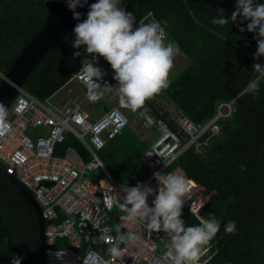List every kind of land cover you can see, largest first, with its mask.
Here are the masks:
<instances>
[{
    "label": "trees",
    "instance_id": "trees-1",
    "mask_svg": "<svg viewBox=\"0 0 264 264\" xmlns=\"http://www.w3.org/2000/svg\"><path fill=\"white\" fill-rule=\"evenodd\" d=\"M120 7L132 12L136 21L152 12L165 27L168 40L177 43L189 60L162 91L178 111L203 124L213 117L219 103L230 101L233 95L242 101L235 102V111L220 122L219 134L210 137L203 153L190 145L161 173L179 171L193 181L181 217L186 226L198 224L197 216L220 221L208 252L213 257L210 264H264V81L257 96L240 95L254 76L253 64H264V57L256 61V53L250 56L234 75L240 60L258 47L255 33L240 30L250 21L241 17L231 23L232 10L207 0H122ZM62 9L50 0H0V72H7L23 46ZM220 15L229 18L227 25L212 23ZM73 30L45 54L23 84L41 100L53 96L82 67L83 57H74ZM228 79L232 92L226 86ZM154 112L176 129L165 112ZM208 135L205 132L200 140ZM69 148L75 150L79 164L90 160L83 143L68 132L56 145L55 154L64 156ZM147 148L148 143L127 125L97 154L115 180L137 185L149 174L140 159ZM91 176L102 177L99 173ZM104 182L108 183L105 178ZM146 185L158 189L155 178ZM153 199L149 197L150 206ZM229 221L236 223L234 233L225 231ZM38 250L32 206L0 177V264H12L14 255L23 258L22 264H40Z\"/></svg>",
    "mask_w": 264,
    "mask_h": 264
},
{
    "label": "built area",
    "instance_id": "built-area-1",
    "mask_svg": "<svg viewBox=\"0 0 264 264\" xmlns=\"http://www.w3.org/2000/svg\"><path fill=\"white\" fill-rule=\"evenodd\" d=\"M50 1L63 8L68 7L67 0ZM153 19L158 21L152 14L145 22ZM139 20L136 21L137 27ZM165 34L168 38L166 31ZM96 66L107 73L99 82L112 85L115 80L110 64L100 57ZM0 74L4 77L2 72ZM78 82L87 86L72 76L61 88L71 83L78 85ZM67 93L73 94L71 87H67ZM85 98L87 95L76 98L70 96L64 104L57 105L53 96L41 100L20 87L8 109L7 119L11 131L0 137L2 168L13 175L41 207L45 220L46 263L134 264L132 255L135 253L137 264H168L164 256L166 235L163 232H150L143 224L129 222L122 229H131L141 237L138 245L127 246L128 251L122 257L113 259L108 251L110 245L99 239L103 232L113 237L116 235L113 226L122 215L117 199H123L125 186L136 185L115 180L97 151L130 125L131 121L117 106L108 107L90 120L89 113L82 108ZM235 102L233 98L219 103L213 117L203 124L174 113L172 121L176 129L154 115L149 106L140 108L137 118L141 120L143 128L157 132L148 148L140 154L141 162L149 171L142 183L148 184L154 179L153 173L162 172L188 146L192 145L201 152L208 145L210 137L219 134L220 122L231 117ZM29 128H41L43 131L32 134ZM68 132L83 143L90 153L88 162L79 164L78 156L71 148L64 156L55 154L56 145L64 140ZM205 132H209V135L200 140ZM91 173H99L102 177L95 178ZM104 178L108 183L104 182ZM43 181L52 184L46 185ZM124 247L121 245V248Z\"/></svg>",
    "mask_w": 264,
    "mask_h": 264
},
{
    "label": "clouds",
    "instance_id": "clouds-1",
    "mask_svg": "<svg viewBox=\"0 0 264 264\" xmlns=\"http://www.w3.org/2000/svg\"><path fill=\"white\" fill-rule=\"evenodd\" d=\"M67 3L74 19L80 21L82 13L77 8L84 7L88 0H67ZM121 3L122 0H97L89 5L87 18L75 25L72 47L77 51L74 57L83 59L82 67L73 77L87 85L90 102H97L106 92L115 89L120 104L135 112L169 87V75L180 49L177 43L167 41L161 22L154 19L145 22L152 16L151 12L139 20L137 27L135 15L120 7ZM241 17L250 22L246 29L240 30L255 33L258 44L255 59L258 61L264 57V4L254 3V0H237L236 11L231 13V23ZM212 23L224 26L229 23V18L220 15ZM100 57L114 71L115 87L99 82L107 74L96 66ZM252 67L254 76L240 93L241 96H257L264 81V64L256 62ZM0 79H4L2 74ZM7 118L8 110L0 103V137L11 131ZM153 176L158 181V189L143 183L124 187L123 199H117L122 215L113 226L116 235L113 237L103 232L99 239L110 245L108 251L113 259L122 257L128 251V245H138L141 239L131 229H122L129 222L139 223L150 232L166 234L164 256L168 264H210L213 257L208 252L211 241L220 230V221L214 216L209 219L197 216L198 224L186 226L181 217L185 201L191 198L193 181L179 171L166 174L155 172ZM150 196H154L152 206L148 202ZM191 212L196 214L193 206ZM225 231L234 233L236 223L229 221ZM121 245L125 247L121 248ZM132 257L137 264L136 254ZM22 259L14 255L12 264H22Z\"/></svg>",
    "mask_w": 264,
    "mask_h": 264
},
{
    "label": "water",
    "instance_id": "water-1",
    "mask_svg": "<svg viewBox=\"0 0 264 264\" xmlns=\"http://www.w3.org/2000/svg\"><path fill=\"white\" fill-rule=\"evenodd\" d=\"M219 7L236 11L237 0H207ZM97 0H88V4L84 7H78L77 11L82 13L81 20L78 21L74 19L73 12L69 7H64L57 15L48 20L41 29L23 46L17 55L16 59L13 61L11 66L8 68L7 72L4 74V79L0 80V103L9 109L14 97L18 92V88L23 87L24 82L28 78L31 71L35 66L43 60L45 54L64 36L71 32L75 25L82 22L87 18V12L89 11V5L95 3ZM254 3L264 4L260 0H254ZM258 50V47L253 49L249 54L244 56L237 68L234 71L236 75L242 66L243 62L253 56ZM231 79L226 81V86L230 92L232 90L229 88V82ZM78 85L87 93V86L78 82ZM233 97L241 103L237 95ZM252 111V110H251ZM178 115L183 116L181 111L177 112ZM261 116V115H259ZM0 177L8 181L32 206L36 217L37 226L39 234V250L38 257L40 264H47L45 259L46 242H45V220L42 215L41 207L34 198V196L11 174L5 172V170L0 166ZM43 184L50 185L52 182L43 181Z\"/></svg>",
    "mask_w": 264,
    "mask_h": 264
},
{
    "label": "rangeland",
    "instance_id": "rangeland-1",
    "mask_svg": "<svg viewBox=\"0 0 264 264\" xmlns=\"http://www.w3.org/2000/svg\"><path fill=\"white\" fill-rule=\"evenodd\" d=\"M167 41H169L168 38H167ZM174 62L176 63L175 64L176 66H174L172 68V70L170 72V75H169V80H171V78H173L174 76H176L179 72H181L184 69V64L185 63L182 62V61H180L177 56H176ZM67 87H71L73 89L74 95L76 97H78L79 95H82L83 94L82 90L81 89H78L77 85L74 84V83H71ZM67 87L60 88L58 91H56L54 93V95H53V101H56L59 98L60 99L61 98H66L67 95H68V93H67ZM116 94L117 93H116L115 89H113L111 92H106L105 95L100 100H98L95 103L90 102L88 99L83 100V102H82V108L84 110H87V112L89 113V116H90L89 119L92 120L93 118L98 117L105 110V108H107V107L117 106L121 110H123L119 106V104H118V101L119 100L118 101L114 100V95H116ZM160 111L162 112V109ZM152 113L154 115H156L153 110H152ZM126 114H127L128 118H129L130 115L135 116L136 115V111L135 112L131 111V112L126 113ZM130 121H131V125H133L132 127H134L136 131H138V132H146L147 129L143 128L140 119L137 118L135 120H130ZM156 135H157V133L155 131H153V133H150L149 138L147 140V143L149 142V140H152L153 141V139L156 137ZM86 140H87V137H86ZM211 157H212V155H210V158Z\"/></svg>",
    "mask_w": 264,
    "mask_h": 264
},
{
    "label": "crops",
    "instance_id": "crops-1",
    "mask_svg": "<svg viewBox=\"0 0 264 264\" xmlns=\"http://www.w3.org/2000/svg\"><path fill=\"white\" fill-rule=\"evenodd\" d=\"M177 57L179 58L180 61L184 62V68L190 63L189 60L185 57V55L180 51L179 54L177 55ZM176 63L174 62V66ZM173 66V67H174ZM117 84V81H114L113 84L111 86H116ZM77 85V84H76ZM78 89H81L83 94L82 95H79L78 97H82V96H86L87 93L79 86L77 85ZM65 88V87H63ZM73 90V89H72ZM70 96H72L73 98H76V96L74 95V92L72 95H67L66 98H59L57 99L55 102V104L57 105H62L64 104L69 98ZM87 98H85L84 100H86ZM114 100L118 101L119 100V97L118 95H114ZM168 101V99L164 96V94L161 92L160 94L156 95L154 98L146 101L145 105L149 106L151 108V110L153 111H157V112H161L160 110L162 109V112H165L167 115H168V118L169 119H172V116L174 113H177L178 112V109L170 102ZM118 104L119 106L123 109L122 111L126 114V113H129L131 112V110L125 108L124 106H122L120 104V102L118 101ZM144 105V106H145ZM112 107V106H111ZM162 107V108H161ZM108 108V107H107ZM105 108V109H107ZM84 110V109H83ZM87 111V110H85ZM138 111H136V115L133 116V115H130L129 119L130 120H135L137 119V115H138ZM127 115V114H126ZM131 125V124H130ZM133 126V125H131ZM134 128V127H133ZM135 129V128H134ZM28 131L32 134H37L39 132H42L43 129L41 128H29ZM153 129H150V130H146V132H137V134L141 137L142 140H145L147 142L148 138H149V135L150 133H153ZM156 132V131H155ZM157 133V132H156ZM152 140H149L148 144L151 142ZM149 146V145H148ZM204 149L201 151V153H203ZM143 152V151H142Z\"/></svg>",
    "mask_w": 264,
    "mask_h": 264
}]
</instances>
